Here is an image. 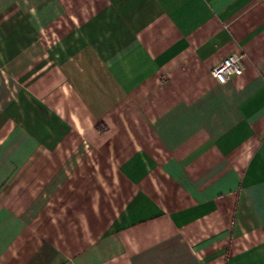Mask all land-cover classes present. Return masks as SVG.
<instances>
[{
	"label": "crops",
	"instance_id": "crops-1",
	"mask_svg": "<svg viewBox=\"0 0 264 264\" xmlns=\"http://www.w3.org/2000/svg\"><path fill=\"white\" fill-rule=\"evenodd\" d=\"M0 264H264V0H0Z\"/></svg>",
	"mask_w": 264,
	"mask_h": 264
},
{
	"label": "built area",
	"instance_id": "built-area-1",
	"mask_svg": "<svg viewBox=\"0 0 264 264\" xmlns=\"http://www.w3.org/2000/svg\"><path fill=\"white\" fill-rule=\"evenodd\" d=\"M243 55L234 54L226 58L216 68L212 75L219 84H226L232 77L242 76L244 73Z\"/></svg>",
	"mask_w": 264,
	"mask_h": 264
}]
</instances>
